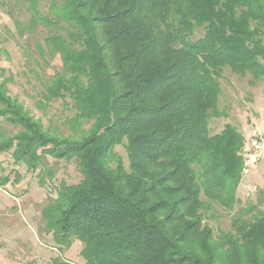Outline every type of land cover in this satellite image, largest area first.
Returning a JSON list of instances; mask_svg holds the SVG:
<instances>
[{
  "label": "trees",
  "instance_id": "1",
  "mask_svg": "<svg viewBox=\"0 0 264 264\" xmlns=\"http://www.w3.org/2000/svg\"><path fill=\"white\" fill-rule=\"evenodd\" d=\"M22 3L20 34L60 58L36 63L39 93L63 109L34 121L0 84L1 119L25 131L0 136V184L44 188L56 246L79 242L85 264H264V190L240 199L246 138L220 121L225 69L264 77V0Z\"/></svg>",
  "mask_w": 264,
  "mask_h": 264
},
{
  "label": "rangeland",
  "instance_id": "2",
  "mask_svg": "<svg viewBox=\"0 0 264 264\" xmlns=\"http://www.w3.org/2000/svg\"><path fill=\"white\" fill-rule=\"evenodd\" d=\"M22 1L0 0V84L4 83L9 95L29 110L34 121L41 118L45 124H49L57 119V109L62 110L63 107L40 95L41 76L46 75L38 71L39 64L36 63L46 66L44 62L47 60L60 66V58L58 55L51 57L48 53L45 56L41 54L35 46V40L39 39L38 33L20 34L21 28L17 21L26 18L21 10ZM27 42L30 46H27ZM224 72L221 79L223 95L220 101L221 109L225 110L226 115L220 121L229 120L239 125L243 129L247 144L254 127L264 128V77L253 79L252 74L243 77L230 68H226ZM57 124L60 125L59 120ZM221 125L215 128L219 129ZM0 130V136L4 140L25 132L24 129L18 130L10 122L3 121L1 117ZM9 155L10 153L0 154V165L3 163L2 159L5 160ZM47 162L50 164L47 169L56 170L60 177L69 182L75 180L74 165L54 158ZM9 171L10 169L5 170L0 166V174L5 175L3 173ZM46 171L40 174L45 175ZM20 183L15 185V189L12 184H0V264H57L58 260L63 261V264H85L80 254L79 242L73 243L69 248H60L56 246L53 237L46 233L41 211L49 199L44 188L34 184V181L33 185H29L26 179ZM20 186L21 190L25 189L24 192L18 190ZM263 190L264 162L252 172L243 174L238 194L243 203L251 200L255 203L259 192ZM260 207L264 212V205Z\"/></svg>",
  "mask_w": 264,
  "mask_h": 264
},
{
  "label": "built area",
  "instance_id": "3",
  "mask_svg": "<svg viewBox=\"0 0 264 264\" xmlns=\"http://www.w3.org/2000/svg\"><path fill=\"white\" fill-rule=\"evenodd\" d=\"M244 173H250L259 164L264 162V128L254 127L246 146L243 150Z\"/></svg>",
  "mask_w": 264,
  "mask_h": 264
}]
</instances>
